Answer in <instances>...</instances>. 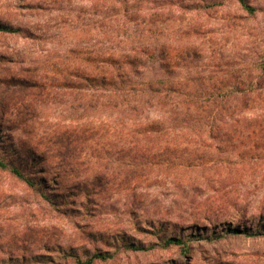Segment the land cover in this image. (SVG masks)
I'll return each mask as SVG.
<instances>
[{"label":"rangeland","instance_id":"374dc122","mask_svg":"<svg viewBox=\"0 0 264 264\" xmlns=\"http://www.w3.org/2000/svg\"><path fill=\"white\" fill-rule=\"evenodd\" d=\"M246 2L254 15L236 0H0V24L23 31L0 33L6 151L21 146L23 156L34 151L53 164L71 156L70 187L91 193L77 200L79 213L61 216L0 173L6 254L12 237L35 229L28 252H44L49 244L106 249L112 254L106 264H264V236L220 237L238 225L264 231V0ZM144 51L141 80L173 82L174 95L246 96L235 115L251 122L233 144L203 154L184 142L181 147L200 150L196 157L187 152L180 168L127 183L122 159L92 150L99 136L106 143L105 130L93 126L92 104L79 107L81 101L61 87L74 68L104 70ZM91 92V86L81 88L83 102ZM107 109L104 103L97 110ZM79 124L86 141L74 145L68 132ZM163 235L182 239L188 249H126L129 242L148 247Z\"/></svg>","mask_w":264,"mask_h":264},{"label":"trees","instance_id":"16d2710c","mask_svg":"<svg viewBox=\"0 0 264 264\" xmlns=\"http://www.w3.org/2000/svg\"><path fill=\"white\" fill-rule=\"evenodd\" d=\"M236 1L239 8L247 14L254 15L256 12L246 0ZM21 32V28L0 24V33ZM146 56L145 51L139 55H126L118 66H106L107 69H97L91 73L80 67L74 68L64 75L61 87L71 91L81 101L79 107L92 104L96 110L93 126L105 130L103 137L106 138V143L103 144L102 137L99 136L92 150L96 155L105 154V158L109 160L114 156L122 159L127 183L153 171L168 172V169L180 168L183 165L182 158L187 156V152L188 157H196V152L200 150L189 151L187 147H181L184 142L187 145H198L203 154L219 150L225 144H233L239 137L244 136V127L248 128L247 124L251 122L245 117L235 115V109L248 103L246 96L204 93L174 95L171 94L173 82L156 78L153 81L141 80L139 76L148 64ZM88 86L92 89L90 102H83L81 88ZM104 103L108 107L107 111L97 110ZM82 127L79 124L68 132L72 144L86 141V138L80 136ZM97 135L98 132H94L91 136ZM2 139L0 136V173L9 175L36 198H40L51 212L68 216L79 211L74 208L77 200L82 197L89 199L87 196L90 192L72 189L69 185L73 177L66 172L71 168V156L58 159L53 164L51 160L34 151L23 156L19 150L21 146L7 152L8 148L4 146ZM51 165H55L54 168ZM244 166L247 164L243 168L250 169ZM262 218L259 217L260 220ZM240 227H229L220 237L264 236V231L257 228L242 230ZM38 232L39 230L31 229L27 234L12 237L9 248L13 249L9 254L0 245V264H106L112 258V254L106 252V249H63L49 244L42 248L44 252H28L27 244L34 246ZM146 233L151 234L149 230ZM157 240L159 242H151L148 247L129 242L126 249L144 251L161 245L163 248H180L182 251L188 249V245L180 238L163 235L158 236Z\"/></svg>","mask_w":264,"mask_h":264}]
</instances>
